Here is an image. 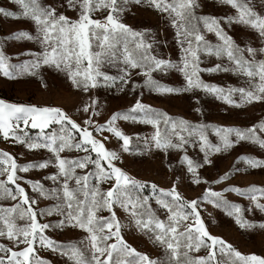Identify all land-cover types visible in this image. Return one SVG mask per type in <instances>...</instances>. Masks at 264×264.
<instances>
[{
    "label": "snow or ice",
    "instance_id": "1",
    "mask_svg": "<svg viewBox=\"0 0 264 264\" xmlns=\"http://www.w3.org/2000/svg\"><path fill=\"white\" fill-rule=\"evenodd\" d=\"M11 2L16 9L0 7V17L30 20L35 33L16 30L0 39V76L7 79L37 76L41 66H48L65 74L71 86L84 94L99 86L125 91L130 85L132 93L144 89L160 95L201 90L237 108L264 103V12L256 10L253 0H216L234 10V14L223 16L203 14L201 0H62L59 6L56 0L51 4L41 0ZM133 6L167 14L175 30L179 60L163 57L158 50L162 42L151 29L136 30L121 21V15ZM261 7L264 8V0ZM67 10L73 11L75 18L66 15ZM94 14L101 18H93ZM233 23L257 33L259 46L252 41L237 43L224 27ZM206 33L214 34L216 42L208 40ZM12 40L33 41L39 44L40 51L18 52L13 63V57L4 48ZM163 43L166 46L167 42ZM94 44L98 50H94ZM202 56L226 59L227 63L201 68ZM105 67L116 71L110 74ZM172 70L183 76V85L169 86L153 76L155 72ZM201 72H231L246 77L245 86L208 83L201 79ZM133 75L142 79L137 82ZM41 86L47 87L42 78ZM143 94L141 91L127 109L112 112L102 123L95 119L100 115L95 96L77 109L83 113L82 123L59 106L0 99V137L29 151L43 149L50 154L45 159L20 163L13 154L0 150V200L12 201L0 204V241H7L0 242V264H51L36 255L37 244L66 257L70 264H264V256L243 254L222 237L211 234L199 211L203 203L211 204L222 209L240 229H252L257 223L245 218L242 206L229 201L224 193L234 192L249 201V211L254 206L264 213V186L229 185L219 191L213 189L212 185L228 181L233 171L244 170L239 167L212 180L198 174V169L213 164L214 154L227 152L242 141L264 151V116L247 127L194 123L144 103ZM193 99L200 104L198 98ZM194 111L201 113L202 109L196 107ZM121 119L151 125V135L143 137V148L137 147L136 151H177L184 176L177 175L169 188H159L117 167L114 161L120 158L119 154L107 149L102 141L109 139L104 132L111 133L118 142L122 141V151L130 152L131 137L116 126ZM29 129L38 131L30 133ZM134 135L139 143L140 134ZM210 135L215 136V142ZM188 146L198 147L202 158H191ZM73 151L83 155H61ZM236 160L245 168L264 167V159L250 154H241ZM50 166L55 171L44 179L51 181V186L18 174ZM184 178L194 185L203 182L207 186L198 197L187 199L178 191V183ZM20 181L36 196L30 197ZM104 183L110 186L104 189ZM146 187L151 188L148 194L143 192ZM39 199L52 203L40 208ZM151 199L164 211L163 219L152 208ZM116 208L128 214L126 221L117 216ZM105 210L108 216L99 215ZM53 215L58 219L39 222L38 217ZM18 219L23 223H17ZM133 227L163 249V256L153 259L129 245L122 233ZM258 227L264 229V221ZM67 228L80 229L86 235L79 241L66 242L46 235V230ZM202 248L206 255L194 254Z\"/></svg>",
    "mask_w": 264,
    "mask_h": 264
},
{
    "label": "rangeland",
    "instance_id": "2",
    "mask_svg": "<svg viewBox=\"0 0 264 264\" xmlns=\"http://www.w3.org/2000/svg\"><path fill=\"white\" fill-rule=\"evenodd\" d=\"M43 4H51L53 0H41ZM204 5L202 8L203 14H212L216 16H223L226 14H234V10L228 6L217 4L216 0H201ZM59 6L62 0H56ZM254 7L257 11L264 12L261 7V0H253ZM0 7L15 10L16 5L11 0H0ZM66 15L75 18V13L71 10L66 11ZM93 18H101L99 14H94ZM121 21L133 29H151L157 40L162 43L159 45V52L164 58H171L179 60L180 53L178 46L175 42V30L170 26L167 14H162L151 8L135 7L131 11L121 15ZM225 31L228 35L232 36L237 43L243 44L246 41H252L254 46H259V41L256 39L257 33L253 30L246 28L242 24L233 23L231 26L224 25ZM16 30H26L35 33V27L30 20H6L0 17V39L3 36ZM206 38L212 42H216V37L212 33H206ZM166 41V46L163 43ZM98 43V42H97ZM7 55L13 57V63L16 62L15 54L24 52L27 49L32 51H40L39 44L28 41H8L4 45ZM94 50H98L94 44ZM25 57H22V59ZM201 68L211 67L216 63H227L226 59L223 61L217 60L215 56H208L201 58ZM86 63V61H85ZM105 71L110 74L115 73V69L105 67ZM138 71V70H137ZM37 76H24L22 78L7 79L0 76V99H5L9 102H26L37 105H49L62 107L68 112L73 119L82 123L83 113L78 112L77 109L82 107V102L89 101V98L95 96L98 100L99 116L95 119L98 122L106 120L112 112L123 111L134 103L135 97L143 91L142 101L150 104L155 108L161 109L174 117H182L191 122H205L215 125L223 126H239L247 127L252 123L257 122L264 116V103L254 102L251 105H242L237 108L224 103L222 100H216L211 95H206L201 90H194L192 92H183L180 94H156L144 89H138L132 93L130 85L126 87L125 91H119L117 88H108L99 86L95 90H90L88 94L82 93L80 90L71 86V82L67 80L65 74L49 68L48 66H41L37 70ZM155 79L169 86H181L184 83L183 76L177 71H169L168 73L155 72L153 73ZM201 79L208 83H214L223 87L231 86H245L244 82L246 77L234 75L231 72H201ZM41 78L46 83L47 87L41 86ZM133 80L139 82L142 77L136 75L132 76ZM193 97L199 99L200 104L194 102ZM238 99V95L235 97ZM196 107L202 109L201 113L194 111ZM116 126L125 134L131 137L132 143L130 144V152H123L118 139L111 133L104 132V136L109 139L102 141L105 147L109 150H115L119 154V159L114 161L117 167L127 172L130 176L140 179L142 181H149L158 185L159 188H169L171 183L175 180L177 175L184 176L185 169L179 165V153L175 150H169L165 153L163 150L151 148L145 152H137L136 148H143V137L151 135L153 128L151 125L134 123L131 121L117 120ZM30 133L38 130L29 129ZM140 134L141 140L137 143L136 136ZM100 138V137H97ZM210 139L215 142L216 138L210 135ZM0 150L8 151L13 154L18 162L26 163L28 161H36L47 158L49 153L46 150H32L24 149L22 145L14 144L10 141L6 142L0 137ZM187 154L193 158H202V153L199 152L198 147H187ZM241 154H250L258 158L264 159V151L260 150L258 146H254L248 142H240L234 145L227 152L214 154L212 157L213 164L204 166L198 169V174L207 180H212L218 174H222L233 167L244 168L241 172L233 171L229 176L228 181L221 182L219 185H212L214 190H221L223 187L234 185L238 187H247L248 185L255 184L257 186H264V167L261 168H245L242 162H237L236 158ZM62 156H76L83 155L75 151L63 152ZM95 157V153L92 154ZM171 165V169L169 168ZM55 171L51 166L47 169H32L28 173H18L24 175L27 179L40 180L45 186H51L52 182L45 180L44 177L51 172ZM80 171L79 169L77 170ZM22 186L25 187L26 192L30 197H35L36 193L32 189L20 181ZM110 186L108 183L101 185L102 188L107 189ZM207 185L201 182L199 185L191 183L190 179L184 178L178 183V191L187 199H194L202 194V190ZM144 194L151 192L150 187L143 190ZM225 197L232 202L238 203L242 206L243 215L245 218L255 221L257 226L252 229H240L234 220L227 216L225 212L213 207L211 204L203 203L199 209L201 217L205 222L208 231L222 237L225 241L232 244L238 251L243 254L255 253L264 256V229L258 227L259 222L264 221V213L255 209L249 211V201L243 197L238 196L234 192L224 193ZM12 201L0 200V204H10ZM52 201L39 199L38 206L43 208ZM264 203V199H261ZM151 206L156 210V214L162 219L165 216L163 210H160L151 199ZM27 207V206H25ZM33 207H37L33 205ZM117 216L121 221H126L127 215L122 209H114ZM99 215L108 216L109 213L101 211ZM39 222L48 223L58 219L55 215L45 216L39 218ZM17 223H23L17 220ZM46 235L57 241H79L86 233L80 229L67 228L64 230H46ZM124 240L136 248L137 251L147 253L151 258L156 259L163 256V249L154 245L149 238L141 231H136L135 228H125L123 233ZM0 242L7 243L6 240ZM36 255L42 257L51 264H70L66 257H61L59 254H53L50 249H45L40 245H36ZM199 255H206V251L202 248ZM219 255V254H218Z\"/></svg>",
    "mask_w": 264,
    "mask_h": 264
}]
</instances>
